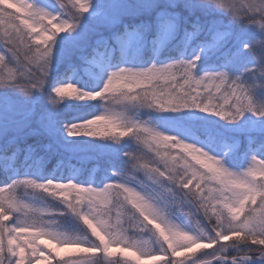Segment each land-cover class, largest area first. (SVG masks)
<instances>
[{
  "label": "snow or ice",
  "instance_id": "1",
  "mask_svg": "<svg viewBox=\"0 0 264 264\" xmlns=\"http://www.w3.org/2000/svg\"><path fill=\"white\" fill-rule=\"evenodd\" d=\"M56 2L59 11L54 14L32 0H0V90L11 89L25 98L39 95L50 105L27 110L24 127L37 136L55 134L56 115L64 101L58 97H64L69 89L77 93L73 100L98 99L104 111L65 124L67 136H100L119 143L121 137L131 134L137 147L122 153L125 167L113 172L115 179L102 187L30 176L0 185V264H39L42 260L49 264H122L108 258L110 245H125L141 257L152 258L158 253L167 257L163 264H264V103L252 96L254 87H264V0H151L133 6V14L155 16L157 24L173 19L176 29L168 39L175 38L182 19L194 17L196 23L185 30L183 39L199 51L189 59L182 57L163 65L112 71L97 91L50 79L54 57L57 63L71 66L78 54L63 41L58 44L57 33L74 31L91 7V0L80 4V10H74L79 0ZM13 8L26 12L27 17L16 23L19 18L10 11ZM223 16L229 18L227 23ZM45 18H59V22L50 28ZM143 27L148 30L152 25ZM202 55L214 61L207 69L200 67ZM125 103L156 112L197 109L226 125L245 121L242 131L255 150L247 153L245 169L230 170L222 159L210 154L212 143L204 150L194 142L163 134L147 121L128 118L117 110ZM101 122L105 127H100ZM162 122L165 127L177 126L170 119ZM174 149L179 151L174 154ZM20 152L18 138L13 137L0 149V167L7 171ZM31 154L29 147L26 158ZM28 191L62 203L64 209L57 214L74 216L85 227L84 236L56 230L55 222L45 219L53 210L23 199L22 194ZM173 207L186 217L187 227L171 218ZM113 209H119L115 221ZM152 224L157 231L149 227ZM137 234L141 238L137 239ZM143 234L149 239L144 240ZM41 238L59 248L87 245L86 251L100 255L57 258L54 250L36 243ZM198 249L210 250L177 258L182 252Z\"/></svg>",
  "mask_w": 264,
  "mask_h": 264
},
{
  "label": "trees",
  "instance_id": "2",
  "mask_svg": "<svg viewBox=\"0 0 264 264\" xmlns=\"http://www.w3.org/2000/svg\"><path fill=\"white\" fill-rule=\"evenodd\" d=\"M15 2V0H13ZM31 3V0H25ZM32 2L44 10L57 13L59 6L56 0H32ZM68 3V0H64ZM90 0H79L74 10H80V4L87 5ZM104 0H91V7L87 13H84L79 23L95 17L102 12ZM71 7V5H69ZM16 17V23L27 17L26 12H16V9H10ZM45 18L44 23L52 25L59 22L58 19ZM228 17L223 16L225 23ZM196 20L192 16H187L180 22L179 31L174 39H168L170 32L176 29L175 21L171 18H165L158 24L155 16L129 15L125 17L122 23L116 26L112 31L104 35V39L92 44V46L80 58H72L71 66L66 65L58 67L50 73V79L60 83L71 82L84 91L99 90L108 75L112 71L120 68L145 69L152 64L163 65L169 62L179 60L180 58L189 59L199 51L196 45L188 46L184 41L185 30H191L192 24ZM144 25H152L148 30H144ZM25 31H29L27 27ZM39 27V25H37ZM243 27V26H241ZM54 30V29H53ZM63 32H58L57 35ZM245 57H250L245 53ZM200 67L207 69L214 61L206 56H201ZM76 71L80 76L70 80V75ZM87 73H84V72ZM77 93L69 89L64 97L58 99L64 100L59 105L56 115V132L54 135H32L29 130L22 132L16 138L21 148L18 158H14L11 167L7 171L0 167V185L6 180L10 182L16 177L30 176L37 180L48 178L67 180L72 179L75 182L83 183L85 186L102 187L105 182H111L115 179L113 172L122 171L125 167L126 158L122 153L131 151L137 147L136 142L128 136L121 137L119 143L112 139L103 137H69L64 131V125L74 122H80L89 119L92 116L104 111V106L100 100L94 101H76L73 100ZM253 99L258 103H264V87H254L252 89ZM38 106V105H37ZM39 106H48L45 100H41ZM117 110L122 111L126 117L133 120L147 121L155 126L163 134L173 135L184 142H194L198 147L204 150L206 145L212 143L213 154L230 170L240 171L248 165V152L255 150L246 140L244 132L246 122L241 121L239 125H226L220 118L210 113H202L197 109H185L180 112H156L152 109L141 107L137 104L125 103L118 106ZM164 119H170L176 122L175 128L165 127ZM100 127L105 125L101 122ZM119 130L115 133L118 135ZM12 140L0 144L2 149ZM32 149L30 157L26 158L28 148ZM174 149L173 152H178ZM226 153V154H225ZM9 156H12L11 151ZM191 159V157H189ZM192 163H196L192 161ZM197 168L207 172L206 168L197 164ZM259 179V176L257 177ZM215 185V182H212ZM22 198L36 204L39 207H47L53 210V214L46 216L45 219L54 221L53 227L68 235L83 237L85 227L74 216L64 213L57 214L64 209V205L58 200L45 195L42 198L38 194L30 191L22 194ZM131 207V205H128ZM119 209H113V221ZM187 211V209L185 210ZM171 218L185 227L189 222L186 217L175 207L171 209ZM123 219V218H122ZM124 227L129 225L125 222ZM154 231H157L155 224L149 225ZM163 227V226H161ZM91 230H89V234ZM28 235V234H25ZM136 238H141L136 235ZM93 239H96L93 237ZM143 239L148 240L149 235L143 234ZM99 242V241H97ZM46 250H54L59 255L57 258H76L98 256L100 253L86 251L87 245L81 248H59L54 242L47 238H41L36 241ZM243 247V246H242ZM205 249H198L195 253H181L178 259L187 255L199 254ZM111 260H120L127 264H163L160 254H154L152 258L141 257L135 249H129L125 245L109 246ZM39 264H49L42 260ZM52 264H55L52 261Z\"/></svg>",
  "mask_w": 264,
  "mask_h": 264
},
{
  "label": "rangeland",
  "instance_id": "3",
  "mask_svg": "<svg viewBox=\"0 0 264 264\" xmlns=\"http://www.w3.org/2000/svg\"><path fill=\"white\" fill-rule=\"evenodd\" d=\"M151 0H104L103 10L95 17L78 23L74 31L59 34L58 44L63 41L66 46L77 51L74 58H80L92 46L104 39V35L120 25L125 17L133 15V6L149 3ZM82 53V55H80ZM68 65L65 62L57 63L54 57L53 67L50 73ZM84 73H87L86 71ZM79 79L80 76L73 71L70 80ZM43 100L39 95L33 98H25L11 89L0 90V144L12 140L22 132L29 130L24 127L27 110L33 106H39ZM45 103H47L45 101ZM47 107H50L48 105ZM243 246V245H242ZM210 249H205L207 251ZM80 257V256H79ZM77 258V257H76Z\"/></svg>",
  "mask_w": 264,
  "mask_h": 264
}]
</instances>
